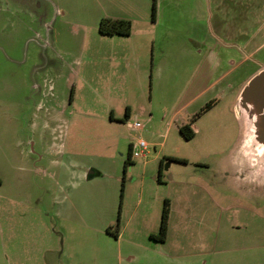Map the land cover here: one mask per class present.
Listing matches in <instances>:
<instances>
[{"label": "rangeland", "instance_id": "obj_1", "mask_svg": "<svg viewBox=\"0 0 264 264\" xmlns=\"http://www.w3.org/2000/svg\"><path fill=\"white\" fill-rule=\"evenodd\" d=\"M145 4L151 14V0ZM142 5L144 0H0V264L57 260L63 230L71 228L67 223L62 226L63 218L55 215L59 207L93 205L96 195L103 211L92 212L90 219L117 217L126 189L137 187L127 185L128 180L143 173L138 167L131 170L139 162L133 157L134 164L123 171L129 152L123 119L130 109L136 122L145 123L153 114L152 124L146 123L155 142L149 159L160 151L170 126L165 150L193 163L199 159L209 163L210 169L202 170L204 178L215 186L221 184L218 199L227 213L220 222L214 224L202 205L192 217L184 218L190 222L187 225L179 213L184 236L198 240L190 242L201 252L199 258L205 264H264V221L259 216L264 180L249 183L236 176L234 151L242 122L231 107L233 100L197 118V126L209 128L186 140L179 127L204 104L188 103L194 94L191 89L180 93L187 87L176 79L180 69L175 67L167 84L153 66L151 78L148 65L137 87L130 52L122 49L106 55L107 49L122 43L99 33L101 17L139 15ZM213 6L218 8V2ZM136 22H131L133 35L145 29ZM132 40L135 47L140 44L139 37ZM143 47L140 54L148 61L150 50ZM131 133L145 137L136 130ZM186 162L165 161L162 179L172 174L171 163L191 166L182 165ZM88 193L93 200L84 197ZM233 204L242 211L251 206L258 216L248 217L244 226L230 214ZM76 215L69 218L72 225L79 222ZM74 228L75 237L79 226Z\"/></svg>", "mask_w": 264, "mask_h": 264}, {"label": "crops", "instance_id": "obj_2", "mask_svg": "<svg viewBox=\"0 0 264 264\" xmlns=\"http://www.w3.org/2000/svg\"><path fill=\"white\" fill-rule=\"evenodd\" d=\"M215 2H218V8L214 9ZM149 9L144 0L139 15L123 13L104 15L128 19L132 23L141 21L136 23L145 28L139 35L130 33L128 36H108L116 37L117 41L122 43V47H111L106 50V55L122 49L130 52L131 65L136 69L134 82L137 87L141 85V80L146 74L144 69L148 65L151 68V78L153 66L154 70L157 69L158 77L161 73V78L167 84L176 70L175 67H178L180 70L176 74V79H180L178 81L180 84L187 83V87L185 86L180 93L185 91L186 94L190 89L194 92L188 103L199 101V105H202L216 99L211 110L222 108L233 100L231 107L235 109L242 87L255 73L264 68V0H157L155 21L151 20ZM252 16L255 19L253 21ZM136 37L140 38L137 47L132 45V39ZM145 46L150 50L148 61H145V55L140 54L141 47L145 49ZM188 68L190 72L186 74ZM159 81L162 80L159 78ZM188 116L189 120L191 115ZM123 121L126 128L123 136L129 145L132 146L137 139L143 138L149 148L154 146L153 135L146 130V123L152 124V113L146 118L145 123L138 121L140 128L131 126L136 122L131 117V109L124 112ZM170 128L167 127L160 142V151L152 155V159L148 158L149 149L146 157L137 158L139 161L137 164L131 161V164H134L131 170L138 167L143 173L138 179L132 178L127 182V185L136 183L137 187L133 191L126 189L124 194L119 213L118 236L114 237L106 231L116 219L113 215L104 216L96 221L90 219L92 212L103 211V206L100 205L102 202L97 200L96 195V202L93 205L87 203L86 206L79 208L74 205L68 208L59 207L54 211L55 215L63 218L62 226L69 225L73 229L63 230V246L59 258L54 261L48 259L45 264H205V261L199 258L201 252L198 247L190 242L198 240H189L184 236L183 227L179 223L184 218L192 217V213L197 211L199 205H202L203 211L208 209L214 224L220 222L222 214L227 213V210H222L218 199L222 192L221 184L215 186L212 181L204 178L202 170L210 169L209 163L201 159L193 163L187 157H184L187 162L182 165L191 166L180 167L171 163L172 174L166 179H162L161 175L162 182L156 181L160 156L176 157L165 150ZM191 128L195 133L193 137L195 139L199 137L201 131L209 127L203 129L194 122ZM132 130L144 133L145 137L135 136L131 133ZM151 138L152 141H149ZM211 148L215 150L214 147ZM167 173L168 171L166 175ZM146 179L149 180L147 184L144 183ZM214 179L220 182L218 177ZM84 197L93 200L94 195L88 193ZM165 199L170 201V213L166 239L160 242L150 238V235L159 230ZM233 206L235 207L230 214L234 213V218L239 219L244 226L248 217L258 216L251 206L244 211L237 209V204ZM237 212L242 215L238 216ZM261 212L259 216L264 221V206ZM179 213L183 216L177 221ZM71 214H77L76 217L79 218L75 225L69 223ZM194 218L198 220V217ZM185 219L186 225L190 223ZM75 226H79V230L78 235L74 237L75 233L73 234L72 230H75ZM189 244L191 246L189 249L185 251L180 249V246Z\"/></svg>", "mask_w": 264, "mask_h": 264}, {"label": "water", "instance_id": "obj_3", "mask_svg": "<svg viewBox=\"0 0 264 264\" xmlns=\"http://www.w3.org/2000/svg\"><path fill=\"white\" fill-rule=\"evenodd\" d=\"M235 111L242 122L234 151L236 176L257 183L264 180V68L242 87Z\"/></svg>", "mask_w": 264, "mask_h": 264}, {"label": "trees", "instance_id": "obj_4", "mask_svg": "<svg viewBox=\"0 0 264 264\" xmlns=\"http://www.w3.org/2000/svg\"><path fill=\"white\" fill-rule=\"evenodd\" d=\"M157 11V0H151V20L155 21ZM131 21L123 18H111V17H101L98 23V31L101 35L112 36H128L131 33ZM216 103V99H212L206 102L195 114H193L186 124H183L179 127V132L181 136L186 139H192L194 137V131L191 128V124L196 121L203 113L208 111L214 104ZM131 145H129L128 157L124 161L123 171L125 173L126 167L128 164H131ZM176 160L179 162H186L184 158L178 157H164L160 160V168L158 174L156 175V181L162 182L161 175L163 171V166L165 161ZM124 186V180H122L121 184V192L120 197H122V191ZM120 209H118L117 217L112 225H109L106 228V231L113 235L114 237L118 236L119 228H120V218H119ZM170 213V201L165 199L162 206L161 211V219L159 230L155 234H151L150 238L157 241H164L166 239L167 230H168V217Z\"/></svg>", "mask_w": 264, "mask_h": 264}, {"label": "built area", "instance_id": "obj_5", "mask_svg": "<svg viewBox=\"0 0 264 264\" xmlns=\"http://www.w3.org/2000/svg\"><path fill=\"white\" fill-rule=\"evenodd\" d=\"M131 126L135 128H140V124L138 122H133ZM149 153V145L143 138H139L136 140L135 144L131 146V157L133 158H143L146 157Z\"/></svg>", "mask_w": 264, "mask_h": 264}]
</instances>
